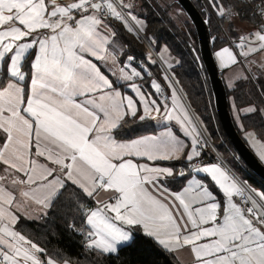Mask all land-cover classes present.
<instances>
[{"label": "snow or ice", "instance_id": "6c2138e0", "mask_svg": "<svg viewBox=\"0 0 264 264\" xmlns=\"http://www.w3.org/2000/svg\"><path fill=\"white\" fill-rule=\"evenodd\" d=\"M209 5L230 22L240 15L221 0ZM131 7L125 0H0V264H59L16 225L21 214L42 218L62 200L82 222L70 227L97 257L117 253L142 231L169 254L186 250L191 264H264V192L218 164L195 162L206 142L168 75L172 105H163L164 119L175 120L190 146L170 126L157 135L118 138L128 117L144 121L161 113L152 94L133 82L141 71L106 74L97 63L117 64L109 51L112 20L137 36L144 30L124 11ZM255 14L260 22L239 36L238 51L223 47L215 54L222 68L243 65L235 79H249L245 72L256 65L250 57L264 59V0ZM151 87L163 93L155 80ZM246 111L264 115L255 106ZM248 136L255 146L254 134ZM258 154L264 160V143ZM181 158L190 173L157 163ZM177 178L186 183L172 190L167 182Z\"/></svg>", "mask_w": 264, "mask_h": 264}, {"label": "trees", "instance_id": "16d2710c", "mask_svg": "<svg viewBox=\"0 0 264 264\" xmlns=\"http://www.w3.org/2000/svg\"><path fill=\"white\" fill-rule=\"evenodd\" d=\"M192 1L201 11L200 0ZM125 2L130 3L132 7L124 11H130L131 15L143 22L142 33L152 50L158 54L161 48L166 49L174 63V66L169 69L170 74L189 108L211 138L217 152L241 179L253 189L264 192V182L237 157L221 128L213 106L206 72L197 59L196 34L184 12L174 0H125ZM221 2L226 7L234 5L240 15L230 22L218 16L209 5V0H206L212 13V16L209 17V28L211 36L215 38L213 52L224 43L222 33L232 40L236 37L237 32H241L242 23H249L254 27L259 23L245 3L239 0H221ZM259 3L260 0H254V3L251 4L258 5ZM201 14L204 15L202 11ZM111 24L116 38L122 46L120 59L128 61L129 56L133 57L131 62L128 61L121 65L129 63L141 71L143 78L136 79V82H140L143 90L149 92L153 80H156L162 87L168 88V81L164 80V74L158 64L152 63L149 59L148 51L141 40L134 33H129L121 22L112 20ZM257 85L259 90L248 79L237 83L232 90H226V92L228 97L233 98L236 108L248 104L259 106L264 99V85L262 86L260 83ZM256 108L261 109L260 107ZM234 125L241 137L242 131H251L257 139L264 140V115L259 111L241 117L240 129L235 122ZM155 130L152 119L140 121L138 118L128 117L127 122L119 130L118 138L134 139L153 133ZM210 161L208 153L201 151L198 164ZM166 164L175 169L182 165V168L178 170H187L189 166L188 163L182 162H167ZM81 223L79 215L71 212L66 202L62 200L42 218L28 219L21 214L16 229L37 243L39 247L45 249L47 256L57 259L59 264H64L65 260L70 264H180L174 254L163 250L151 239L145 237L142 232H136L133 240L120 246L117 253L97 257L85 250L83 236L70 227V225H74V228L78 229L81 227Z\"/></svg>", "mask_w": 264, "mask_h": 264}, {"label": "crops", "instance_id": "0c3cea01", "mask_svg": "<svg viewBox=\"0 0 264 264\" xmlns=\"http://www.w3.org/2000/svg\"><path fill=\"white\" fill-rule=\"evenodd\" d=\"M203 1H205L206 6L208 7V5L206 3V0H203ZM63 2L68 3V2H72V0H63ZM210 13H211V11H210ZM210 15L212 16V13ZM253 28H254V26L252 24L242 23L241 32L246 34L249 30H251ZM241 32H237V34H235L236 37L234 39H232V40H230L229 37L225 33H222V35H223L222 39L224 40V43L217 50H215L214 55L216 54L217 51H219L223 47H230V48H233L234 51H238V50H236L234 48V43L236 41H238L239 36L242 34ZM110 39L112 40V46H110L109 51L115 53L116 58H117V64L115 66H113L110 58H109V60L107 62H97L98 65H101V70L106 72V74H107L108 72H111V71H118V69L120 67H125V71L131 72V69L135 68V67L131 66L129 63L125 64V65H121V64H124V63H126L128 61H122L120 59V52L121 51L114 46V43L117 42L119 44L120 48H121V45H120L118 39L116 38V35L115 36H110ZM156 57L158 58V61H160V59H159V57L157 55H156ZM250 59H255L256 60V65L252 66L251 72H245V75L249 76V80L251 81V83L254 85V87L257 90H259V86L257 85V83H260L262 86L264 85V69L259 67L260 64L264 63V59H261L259 56L250 57ZM215 60H216V63L218 65V67L223 72V81H224L225 88H226L227 91L232 90L237 83H239L241 81H244L242 79H235L236 75L241 71V68L243 67V65L238 64V65L231 66V67L225 69V68H222L220 66V62L217 59L216 55H215ZM241 60H243V58H241ZM110 78L115 80L114 76L110 77ZM136 79H138V78H135L133 82H135L137 84H140V82H136ZM117 83L119 84L121 82L118 81ZM125 83H128V82H125ZM230 84L232 85L231 87L229 86ZM161 87H162V85H161ZM162 88H164V87H162ZM121 90H122V92H124V93H126L128 95H132L134 98L138 99V97H136L135 93H132L129 88L123 87ZM142 90H143V88H142ZM164 90H165V95L162 98L158 97V93H156L155 89L152 88V87L150 88L149 92H146L145 90H143L145 93H151L152 95H151L150 98L156 99L157 103L161 105V113L156 116V119H152L153 123H154V126H155V129H156L155 132L149 133V134H145V135H157L161 131L164 130L165 126H170V127H172L173 132L176 135L180 136L181 139L185 140L186 145L190 146L191 138L184 136L183 131L180 129L179 125L176 124L175 120L167 121V120L164 119L165 112H164L163 105L166 103L169 106V109H171V105H172V101H171V92H172V90H170L169 88H164ZM262 100H263V102L259 106H255L254 104H248V105H245V106H243L241 108H236L235 105H234V102H233V98L229 97V103H230V109H231L232 118H233V121L235 122V124H237V126L239 127V129L241 128L240 118L245 116V115L251 114V112L246 111L247 108H249L250 106H255V107H260L261 109H264V99H262ZM180 103H181V101H180ZM140 109H141V112H142V106H140ZM184 109H185V107H184ZM248 133H252V132L251 131H242V135L246 136V138H249ZM145 135H142V136H145ZM254 137H255V135H254ZM136 138H138V137H136ZM198 159L199 158H197V160L195 161L197 164H198ZM167 162H182V163H185V164H187V163L189 164V162H187L183 158H181L180 160H173V161H159L157 163L161 167H171L176 172H177V170L179 168H182L181 167L182 165H180L177 169H175L173 166L166 164ZM211 164L220 165L223 169H225L231 175V173L229 172L228 169H226L222 164H220L219 162H216V161H210V162L205 163V164H200L199 163L198 165L199 166H206V165H211ZM202 177H205V174L200 173L198 178H202ZM190 178H191V175L186 177V179H190ZM186 179H179V178H177L175 180L169 179V181L167 182V186L170 187L172 190H179L186 183ZM212 190L214 192L217 191L216 188H213ZM220 198L222 199V196ZM31 215L32 216H36L37 218H39V214L38 213L33 212V213H31ZM37 218H35V219H37ZM28 219H31V218H28ZM136 232H142V231H134L133 237H134ZM122 245H125V244L119 245L118 248L120 246H122ZM175 257L177 258V260L179 261L180 264H191V257H190L189 253L186 250L184 252L180 253L178 255V257L177 256H175Z\"/></svg>", "mask_w": 264, "mask_h": 264}, {"label": "water", "instance_id": "95a60500", "mask_svg": "<svg viewBox=\"0 0 264 264\" xmlns=\"http://www.w3.org/2000/svg\"><path fill=\"white\" fill-rule=\"evenodd\" d=\"M181 8L196 34L197 59L206 72L213 98V106L221 128L244 165L264 182V163H262L235 128L231 114L229 97L223 81V72L218 67L213 52L214 37L209 28L210 10L203 0H200L202 12L197 9L192 0H174Z\"/></svg>", "mask_w": 264, "mask_h": 264}, {"label": "rangeland", "instance_id": "374dc122", "mask_svg": "<svg viewBox=\"0 0 264 264\" xmlns=\"http://www.w3.org/2000/svg\"><path fill=\"white\" fill-rule=\"evenodd\" d=\"M177 5V4H176ZM178 6V5H177ZM180 8V7H179ZM181 9V8H180ZM186 16V15H185ZM130 19V18H129ZM188 19V18H187ZM133 24H134V22H132ZM135 34V33H134ZM136 35V34H135ZM137 36V35H136ZM140 40H141V42L144 44V46L146 47V49H147V51H148V53H147V55H148V57H149V59L151 60V61H155V63H157L158 64V66L160 67V69H161V71H162V73L163 74H165L166 75V73L168 72V73H170V71H169V69L171 68V67H173L174 66V63H173V61H172V59L168 56V53H167V51H166V49L163 47V48H161V50L159 51V53L158 54H156L153 50H152V48H151V46H150V44L148 43V41L146 40V38L144 37V35H143V33H142V31L139 33V36H137ZM114 46L116 47V48H118L120 51H121V48H122V46H121V48H120V46H119V44L117 43V42H115L114 43ZM156 55L159 57V59H160V61H158V58L156 57ZM167 73V74H168ZM164 75V76H165ZM171 75V74H170ZM168 83H169V81H168ZM168 88L170 89V90H172V88L171 87H169L168 86ZM181 94V93H180ZM180 94H177L178 95V97H179V99H180V101H181V103L183 104V106L185 107V105H184V103H183V96H181ZM185 110L188 112V114H189V116H190V118L193 120V118H192V116H191V114H190V112L187 110V108L185 107ZM194 118H195V120H196V123L199 125H201V123H200V121L198 120V118L194 115ZM193 122L195 123V121L193 120ZM196 125V124H195ZM201 127H202V125H201ZM203 128V127H202ZM242 138L245 140V142L247 143V145L249 146V148L253 151V153L257 156V158L262 162V163H264V160H261L260 159V157H259V154H258V149L260 148V144L261 143H264V140H260V139H256L255 138V146H254V141L253 140H251V139H249V138H246V136H243L242 135Z\"/></svg>", "mask_w": 264, "mask_h": 264}, {"label": "built area", "instance_id": "2783aa9c", "mask_svg": "<svg viewBox=\"0 0 264 264\" xmlns=\"http://www.w3.org/2000/svg\"><path fill=\"white\" fill-rule=\"evenodd\" d=\"M239 1L245 3L244 0H239ZM245 4H246L247 6H249V8L251 9L252 14L255 15L256 18L259 20V16L255 14V13H256V5L247 4V3H245ZM259 22H260V21H259ZM167 73H168V72H167ZM167 73H166V75H168V76L170 77V79H171V81H172V84H173V86L175 87L177 93L180 94V91L178 90L177 85H176L175 81L173 80L172 76L170 75V73H168V74H167ZM164 75H165V74H164ZM162 89H163V93H162V94H158V97H159V98H162V97L165 95V90H164V88H162ZM180 95H181V94H180ZM181 96H182V95H181ZM182 101H183L185 107L187 108V110L190 112V114H191L193 120L195 121V124H196V126H197L199 132L201 133L202 143L206 142L205 146L201 149V151H203V152H207L209 158L211 159V161H216V162H219L220 164H222L226 169L229 170V172L231 173V175H232V176H233L238 182H240L242 185L246 186L247 188L253 189L248 183H246L243 179H241V178L237 175V173H236V172H235V171H234V170H233V169L227 164L226 160L223 159V157L217 152L216 148L214 147V145H213V143H212V141H211V138L208 136V134L205 132V130L201 127V125H200V124L198 125V124L196 123V120H195V118H194V114H193V112L191 111V109L189 108V106H188V104L186 103V101H185L184 99H183ZM179 171H180V170H178L177 172H179ZM184 171H185L186 173H190V172H191V169H190V167L188 166L187 170H184ZM179 179H180V178H179ZM254 190H255V189H254ZM256 191H257V190H256ZM236 199H237V201H239L240 198L237 197Z\"/></svg>", "mask_w": 264, "mask_h": 264}]
</instances>
